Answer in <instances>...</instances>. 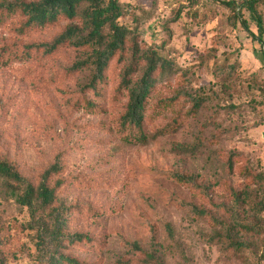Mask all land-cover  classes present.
<instances>
[{"label": "rangeland", "instance_id": "rangeland-1", "mask_svg": "<svg viewBox=\"0 0 264 264\" xmlns=\"http://www.w3.org/2000/svg\"><path fill=\"white\" fill-rule=\"evenodd\" d=\"M0 0V52L9 48L20 54L27 45L57 35L67 24L23 33L18 14L4 15ZM123 22L138 28L143 48L160 46L167 38L165 26L186 0H121ZM264 19V1L260 4ZM226 8L202 0L184 9L169 26L173 32L164 54L185 72L160 79L157 95L177 90L205 98V107L178 131L147 144H128L117 134L115 120L121 104L105 103V113H90L79 103L91 66L71 72V63L88 50L66 45L52 56L0 63V158L15 164L28 178L40 174L62 154L64 174L96 176L99 160L109 152L120 159L110 166L111 185L81 189L96 203L116 207L91 219L107 234L98 253L103 264L130 254L127 243L138 241L145 249L153 242L165 264H264V232H250L235 225V214L264 226V185L250 183L230 168L227 157L240 153L258 173L264 174V35L254 39L240 24L234 26ZM250 30L255 23L244 11ZM69 22V21H68ZM74 23L80 21L75 20ZM80 24V23H79ZM39 56H42L39 53ZM15 58V55L12 56ZM236 64L232 79L219 66ZM119 68L111 79L116 84ZM180 74V73H179ZM175 172L195 175L201 187L185 186ZM233 190L250 195L237 207ZM0 250L6 264H39L35 260L34 232L29 213L0 180ZM82 224V223H81ZM70 227L71 231L82 225ZM167 224L172 227L170 235ZM242 249L229 246L227 227Z\"/></svg>", "mask_w": 264, "mask_h": 264}, {"label": "trees", "instance_id": "trees-1", "mask_svg": "<svg viewBox=\"0 0 264 264\" xmlns=\"http://www.w3.org/2000/svg\"><path fill=\"white\" fill-rule=\"evenodd\" d=\"M186 1V4L181 3L175 10L165 26L167 38L163 44L148 48H143L140 42L139 29H132L123 22L126 8L121 0L10 1L2 6L4 10L1 11V18L18 14L22 23L19 29L23 33L47 29L62 20L67 21V24L51 39L27 45L20 54L3 48L0 63L14 59H22L24 63L35 58L43 59L66 45L88 50L86 57L77 58L69 67L71 72L86 66L92 68L88 81L81 89L80 105L90 113L99 114L106 112L107 102L121 104L115 120L117 134L128 144H147L178 131L205 107L204 97L187 91L177 90L167 97L157 95L160 79L176 74L185 78L182 67L166 56L163 48L172 38L173 32L169 25L181 18L185 8H194L202 0ZM263 1L214 0V3L228 10V18L234 26L240 24L254 39L261 40L264 19L260 4ZM244 11L249 13L250 20L255 23L257 34L250 30ZM75 20L80 22L74 23ZM117 68L116 84L111 86ZM218 68L230 80L235 74L236 64L225 62ZM62 156L58 154L37 180L28 178L15 164L0 158V180L13 191L17 203L28 210V226L34 232L35 260L39 264H103L98 253L106 246L107 234L98 223L89 221L114 212L116 207L94 202L84 190L109 187L110 169H102L119 160L120 156L112 157V152L104 155L97 165L101 172L96 176L65 175ZM236 161L237 172L246 181L264 185V174L255 171L240 153H230L227 162L231 169ZM173 178L185 186L201 187L193 174L175 172ZM83 188V197L74 199V196L80 195L78 189ZM232 193L238 208H245L247 202L252 203L248 192L233 190ZM258 205L264 210V201H259ZM80 224L84 227L70 230V227ZM235 225L250 232H264L263 225L248 217L241 218L239 214H235ZM226 227L229 246L242 249L247 245L245 241L234 238L231 226ZM167 229L171 235L173 230L170 224H167ZM127 245L130 254L119 258L115 264H165L155 242L150 249H145L136 240ZM0 264H6L5 252L2 250Z\"/></svg>", "mask_w": 264, "mask_h": 264}]
</instances>
